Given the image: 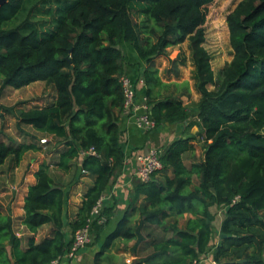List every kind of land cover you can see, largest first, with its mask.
I'll use <instances>...</instances> for the list:
<instances>
[{
    "label": "trees",
    "instance_id": "obj_1",
    "mask_svg": "<svg viewBox=\"0 0 264 264\" xmlns=\"http://www.w3.org/2000/svg\"><path fill=\"white\" fill-rule=\"evenodd\" d=\"M213 1L0 3L3 88L44 81L56 93L49 104L15 111L19 125L63 144L54 163L58 169L69 170L82 157V171L95 176L74 217L67 219V193L51 176V163L43 162L24 199L21 223L32 233L26 244L13 219L0 209V264H51L71 250L75 231L86 225L124 166L121 77L140 63L146 64L143 71L131 76L144 80L150 115L159 128L188 122L187 128L199 130L161 149L163 168L150 180L136 179L126 213L104 239L95 264H114L117 240L134 241L129 251L136 264H194L209 253L216 264H264V0H242L227 16L234 55L219 77L204 45L207 5ZM132 3L146 6L139 10V20ZM187 39L201 93L194 107L183 100L191 95L188 82L163 81L156 65L157 57ZM126 46L135 54V64L128 61ZM178 58L171 59L176 76ZM210 84L215 88L209 89ZM6 110L13 112L0 103V113ZM198 136L205 142L201 159L195 155ZM39 143L36 137L18 145L0 140V167L11 156L19 163L26 152L40 150ZM92 147L96 155L81 156ZM188 154L190 164L185 162ZM214 205L226 212L220 227L224 236L212 245ZM115 213V203L107 201L92 223L91 244L101 240ZM46 224L50 233L37 241Z\"/></svg>",
    "mask_w": 264,
    "mask_h": 264
},
{
    "label": "crops",
    "instance_id": "obj_2",
    "mask_svg": "<svg viewBox=\"0 0 264 264\" xmlns=\"http://www.w3.org/2000/svg\"><path fill=\"white\" fill-rule=\"evenodd\" d=\"M144 66L145 65L143 64L142 66L139 67V69L137 68L139 70L138 73L143 71ZM134 72H135L134 69L127 68V74H130L132 76L138 75L137 73ZM145 92H146L145 84L144 85L139 84L138 87L139 97L145 96L146 95ZM55 97H56V93H55ZM186 103L189 107H194L196 105V103H194L193 100H189ZM20 126L21 129H23L24 131L27 130L25 131L27 132L26 135L29 134L31 139L33 137H36L38 140L44 138H50L53 140V138H55L52 135L34 129L30 125L22 124ZM120 126L123 131L122 145L125 151V156H126L125 160L129 161L128 163L129 166L127 164L123 166V168L119 171L116 178L113 180V183L110 185V187L107 189V191L104 194V196H106V202L108 201L112 204L115 203L116 213L115 215L112 216L111 222L109 226L106 228L105 232L102 234V238L99 242H95L89 245L88 247L84 248L79 253L77 258L72 260L64 259L60 261L58 264H95V255L100 250L104 239L106 238L108 233L115 228L118 221L126 213L127 206L130 202V194L134 189L135 182L137 179L136 176L137 165L135 160L136 155L139 152L146 151L148 148L151 147H158L162 149L163 147L167 146L177 138L187 137L190 132L197 133V131L199 130V128L196 125H193L191 128H187L188 122H180L174 124L171 123L163 124L160 128H158L155 131L144 133L142 130H140L137 127L135 117L127 113H123V115L121 116ZM42 134L44 136H41ZM1 135L2 137H0L1 138L0 140L5 141L4 138L5 134L3 133ZM201 139L203 140V138ZM43 145L44 144L41 145L39 144V146H41L42 148L45 146ZM42 148L38 151L30 150L26 152L23 156V159L19 163L14 161L15 160L14 157L11 156L0 167V209L2 210V212L6 211V215L10 216L13 220L14 217L16 216L23 217L25 213L23 209L24 199L28 192L29 186L36 182L35 172L39 169L40 165L43 162H45V159L48 160L47 157L44 156V154L46 153H44V149ZM46 155H48V153ZM52 155L53 153L51 154V156ZM54 155L55 157L58 156V154L56 153H54ZM195 155L197 157H200V153L198 151L197 145H196ZM28 158L31 159V163H32L31 170L25 167V162ZM82 159L83 158L81 157L79 160L74 161L75 164L74 167L76 166L77 169L76 173L74 171L75 174H71L72 169L74 168L71 167L69 170L60 169L58 175L59 177H58L57 175H53V172L55 170L53 165H51L50 168L51 176L54 178L57 184L64 187V190L67 193V204H66L67 219H71L74 217L75 213L78 210V206H80L83 201V196L86 190L88 189V187H90L93 184L95 180L94 175H90L82 171L81 169ZM190 160L192 162L193 160L192 155L190 156ZM8 162H11L12 165H9ZM6 164H8L7 169H4ZM3 172L6 173L3 174ZM5 176L8 177L5 180L6 190H2L3 177ZM20 192L23 194L21 200L20 197L18 196V193ZM9 197H11V199H8ZM4 199L6 200L4 201ZM16 209L19 210V213L17 215L16 212H18V210ZM225 212H226V207H225ZM47 227H49L50 230L52 229L51 225L46 224L43 225L39 230H42L43 228H47ZM30 233L31 232L29 231V234ZM67 234L69 237L72 236V233L70 232L69 228H67ZM121 244L123 247H121ZM132 244H134V241H130L126 244L122 240H117L112 246V253H114L116 256L119 257L128 255L127 253V251H129L128 246H132ZM125 246H127V248ZM207 257L209 258L203 259V264L212 263L211 262V260H213L212 254L209 253ZM126 261H130L129 258H126Z\"/></svg>",
    "mask_w": 264,
    "mask_h": 264
},
{
    "label": "rangeland",
    "instance_id": "obj_3",
    "mask_svg": "<svg viewBox=\"0 0 264 264\" xmlns=\"http://www.w3.org/2000/svg\"><path fill=\"white\" fill-rule=\"evenodd\" d=\"M241 1L242 0H214L212 3L207 5L208 7L207 20L204 25L205 30H206V41L204 45L212 56V65L215 71V75L217 77H219L221 70L232 60L233 55H234L233 49L230 45L227 16L229 15V13H231L236 8V6ZM131 6L133 7L132 12H133L134 17L137 20H139L141 15H139L138 12L140 9H143L146 6L144 4H138V3H132ZM126 56L130 63L135 64L136 62H138L136 60L137 58L135 54L132 52L130 47H127V46H126ZM177 57H179L177 61L178 67L180 69L179 76H176L175 72L171 70L172 69L171 59H176ZM140 64L141 66L143 64L146 65L145 63H140ZM156 65L159 69V74L163 81L165 82L187 81L188 82L191 95L183 97L184 103L186 105H187L186 102H188L189 100H193L194 103L196 104L200 101L201 93L199 92L198 87H197V83H198V78L196 74L197 69H196V65L194 62V58H193V51L191 49V41L189 39H187L183 43H180L178 45L168 48L166 55H162L156 58ZM134 70H135L134 73L138 74L137 65L134 66ZM3 79H4V76L0 75V103L5 105L8 109H10V111L13 110V112H9L6 110L5 113H0V137H2L1 134L4 133L5 141L7 143L14 144V145H18L19 143H24V142H30L32 141L30 135L29 134L26 135L27 132L25 131L27 130L24 131L23 129H21V126L19 125L18 119L14 112L21 108L29 109L31 107H37V106H43V105L49 104L50 102L54 100L55 90L51 85L45 83L44 81H37L28 86L22 87L20 89H15L13 87L3 88V84H2ZM214 88H215L214 85H211V84L209 85V89H214ZM41 136H44V135L42 134ZM47 139H49L47 143H41V140H39L40 141L39 144L40 145L44 144L46 146L45 147L43 145L45 148L44 147L42 148L44 149V153L46 154L48 153V155L44 154V156H46L48 159V160L45 159V162L50 161L47 163H51V165H53L55 169L53 172V175L58 176L60 169L54 166V163L58 159V156L55 157L54 153L57 154L58 150L63 149L64 146L56 138H53V140L50 138H47ZM195 143L200 153V157L198 158L201 159L203 158L204 153H205V142L204 140L200 138V136H198L195 140ZM52 153L53 155L51 156ZM190 156L191 154H188L187 157L185 158V162L187 164L191 163ZM126 161L129 162L128 160ZM8 164L12 165L11 162H8ZM8 164H6L4 169H7ZM74 165L75 164L73 161L72 168L74 167ZM31 166H32L31 159L28 158L25 162V167L31 170ZM76 170L77 169L75 166L72 169L71 174H75ZM5 173L6 172H3V174ZM7 178L8 177L6 176L3 177V189L2 190H6L5 180ZM22 195L23 194L21 192L18 193L20 200L22 198ZM8 199H11V197H9ZM5 200L6 199H4V201ZM211 211L214 215V222H213V229H214L213 242L214 243L212 242V245H215L216 243H218L220 237H222V235L220 234V227L225 217V207L214 205L211 207ZM3 213L6 214V211H3ZM18 213H19V210L18 212H16V215ZM21 219H22V216L14 217L13 226H14V230L16 234L22 237L23 243L26 244L28 237L31 236L32 233L29 234V231L21 223ZM181 223H183V219H181ZM50 231L51 230L49 229V227L39 230L36 234V240L37 241L41 240L42 238L47 236L50 233ZM92 242H93V239H92ZM121 247H123L122 244H121ZM125 247L127 248V246ZM129 247H132V246H128V248ZM127 253L128 255H125V256H120V257L116 256L114 260V264H136L137 258L133 256V254L130 251H127ZM126 258H129L130 261H126ZM208 258L209 257H207V255L203 257V259H208Z\"/></svg>",
    "mask_w": 264,
    "mask_h": 264
},
{
    "label": "built area",
    "instance_id": "obj_4",
    "mask_svg": "<svg viewBox=\"0 0 264 264\" xmlns=\"http://www.w3.org/2000/svg\"><path fill=\"white\" fill-rule=\"evenodd\" d=\"M121 83L125 96V113L131 114L136 119L137 127L144 133L155 131L159 128L157 122L150 115V107L147 103V96L139 97L138 87L139 84L144 85V80L139 79L136 81L131 75L125 74L121 77ZM49 139H41V143H47ZM88 154L96 155V150L92 147L89 150L82 151L81 156ZM161 149L158 147H151L146 151L139 152L136 155V176L141 181H148L152 178L156 171L163 168V164L160 158ZM126 162V163H125ZM126 160L124 164L128 165ZM106 203V196H102L97 204L93 207L91 217L83 227L77 229L74 233L73 245L71 250L65 254L64 259H75L78 257L80 251L88 247L92 243L91 226L93 221L98 217ZM101 219L100 221H103ZM60 261L56 260L51 264H58ZM213 264H216L214 260H211ZM194 264H203V259L200 262Z\"/></svg>",
    "mask_w": 264,
    "mask_h": 264
},
{
    "label": "water",
    "instance_id": "obj_5",
    "mask_svg": "<svg viewBox=\"0 0 264 264\" xmlns=\"http://www.w3.org/2000/svg\"><path fill=\"white\" fill-rule=\"evenodd\" d=\"M2 2H4V0H1V1H0V3H2ZM223 236H224V235H222V237H223Z\"/></svg>",
    "mask_w": 264,
    "mask_h": 264
}]
</instances>
